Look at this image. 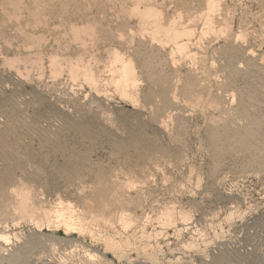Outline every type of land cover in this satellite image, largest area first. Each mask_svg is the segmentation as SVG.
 Returning <instances> with one entry per match:
<instances>
[{"label": "bare ground", "instance_id": "bare-ground-1", "mask_svg": "<svg viewBox=\"0 0 264 264\" xmlns=\"http://www.w3.org/2000/svg\"><path fill=\"white\" fill-rule=\"evenodd\" d=\"M114 1L118 8L114 9L112 5L113 8H109L114 10L106 16L103 14L101 18L91 11L90 5L99 7L104 0H89L86 4L81 0H0V264H17L33 247L54 248L55 240L51 243V239L48 241L44 236L40 237L42 233L37 230L35 232V229L41 228L44 220L53 221L54 226L64 225L67 232L71 229H90L88 231L91 232L93 225L99 223L100 228L106 229L104 231L102 229V233L107 231L104 233L105 244L110 249L120 248L122 242H114L112 234L122 232L124 235V231L118 232L134 227V222L139 221L135 214L136 210L144 206L145 194H149L146 193L148 187L158 180L162 183L172 180L173 190L170 188L172 192L169 191L171 193L169 203L159 209L156 216L157 224L166 230L171 226L175 228L178 220L186 222L193 217L191 212L179 210L175 205L177 196L181 197L178 194L188 191V189L184 191L183 181H180L181 183L173 181V173L178 167L177 162L183 160L174 159L175 156L172 157L170 153L167 154L157 146L148 145L132 131L136 128L137 121L147 120L156 134L165 138L169 122L181 110L192 111L199 105L219 109L221 103L217 100L219 96L216 97L210 90L208 91L210 94L205 95L206 84L203 83H206L207 78L202 68L205 56L201 58L199 54L201 58L199 59L195 54L194 45L203 41L201 38L204 35L206 39V34L209 36L212 33L211 30L215 29L217 21H223L222 16L220 17L222 5L220 0H206L204 4L199 2V5H202L198 8L191 0H169L171 5L174 3L175 14L171 9L172 17H165L163 14L165 11L157 9L155 7L157 4L154 6L152 0ZM132 18L136 19V26L131 24ZM191 22H200L199 26H202L199 27L201 38L199 37L197 42H194L197 39H193L197 27H193L194 30L189 28ZM101 23H106L108 27L102 26ZM225 25L226 23L223 27ZM111 26L116 29L114 32L111 31ZM221 26L218 25L217 28L223 33L225 27ZM213 31H215L213 35L218 34L217 30ZM239 37L237 35V38H234V43ZM136 38L139 40L146 38L149 45L155 44L154 53L159 56V62L164 61L165 65L168 64L170 67V70L165 69L166 76L158 79L150 71L147 78L144 77L142 70L144 66L138 61L136 57L138 54L132 53L134 44L130 42ZM101 45L103 46L101 48L106 47V53H100ZM152 50L151 48L150 51ZM149 53L146 52L147 55ZM100 54L105 55L102 63L99 61ZM223 55L219 54L216 59L220 60L219 69L221 72L224 71L227 81H230L229 71H235L233 67L243 65L248 59L256 60L255 53L250 51L234 53L231 59ZM257 61L258 64H263L261 58ZM182 64L195 75L181 74ZM45 72L48 74L47 77L54 81L62 82L66 77L65 80L69 81L72 90L75 84L83 87L85 85L88 88L87 94L94 96L103 104L105 102L114 104L111 102L114 97L129 101L135 107L134 116L127 120V123L119 122L121 123L119 125H114L110 119L98 115L99 113L86 119L84 116L87 115L89 107L81 99L78 105H67L45 97L41 99L33 92H29V89L26 91L27 84L40 79ZM198 72L203 73H200L204 76L203 79L198 77L200 75ZM196 75L201 84L193 77ZM144 81L147 85L153 82L158 91L149 95L143 90ZM223 87L222 97L225 92L229 94V90H236L233 85L224 84ZM198 88L199 91L191 92ZM141 91L146 92L145 95ZM231 94L234 98V94L232 92ZM229 118L235 129L248 123L245 115L230 114ZM133 125V130H128V127L132 128ZM63 138L72 142L82 140L87 142L86 144L100 138L112 140L118 154L117 159L111 167L105 169L84 164L76 153L75 144L67 149H59L60 140ZM180 156L182 158V155L178 158ZM53 157L61 158L63 164L59 167L48 165ZM36 162L41 167L36 165ZM47 177L50 178L49 187L46 186ZM45 188L49 191L47 189L45 191ZM132 191L136 192V196L132 195ZM200 194L203 198L206 196ZM196 205L192 204V208L195 207L198 211ZM217 205L218 203L199 210L201 213L195 218L196 224L205 229L214 223L218 214ZM21 223L26 224L25 226L33 233L20 242ZM188 224L185 227L184 223L183 229L193 234L196 224L193 225L191 222ZM129 233L132 232H128V235ZM126 241L129 246L130 239L126 238ZM258 244L261 261H264V237H261Z\"/></svg>", "mask_w": 264, "mask_h": 264}, {"label": "rangeland", "instance_id": "rangeland-1", "mask_svg": "<svg viewBox=\"0 0 264 264\" xmlns=\"http://www.w3.org/2000/svg\"><path fill=\"white\" fill-rule=\"evenodd\" d=\"M81 1L85 4L89 2V0H86V2L85 0ZM110 1L115 3V5ZM191 1H194V6L196 5L198 8L206 2V0ZM151 2L154 3V6L157 4L155 6L157 9L160 8L159 10L162 9V12L167 11V13L171 14L164 12L165 17H172L171 9L173 12L174 3L171 5V1L169 0H152ZM199 2L202 4L199 5ZM143 4H145V1ZM112 5L114 9L118 8L114 0H104L99 7H95V5L94 7L90 6L91 11L96 13L97 17L102 18L103 14L106 16L114 10L112 9ZM220 5H222L220 7V17L222 16L221 19L223 18V21H217L215 29H213L217 30L218 36L213 35L215 31L211 30L212 33H208V35L210 34L209 36L206 34V39L204 38L205 35L201 38L200 28L202 26H199V24L201 25L200 22H191L189 28L194 30L193 27H197V31L194 30L195 34L193 35V39L197 40H193L194 42H197L200 38L203 40L199 41V44L197 43L200 47L197 44L194 45V51L198 52L195 51V54L199 56V59L203 56L206 57H204L205 64L203 65L208 70L204 66L202 67L205 69H203V72L205 78H207L206 83H203L204 85L206 84L204 87L205 95H209L208 91L210 90L216 97H222L224 84L233 85L236 90H229V94L225 92L221 99L217 97V100L221 102L219 109H214L213 106L199 105L194 107L192 111L186 112L185 110H181L178 112L171 122H169L168 133H166L167 136L165 137L167 139L157 135L147 120L143 121L141 119L137 121L135 131L133 130L134 125L132 128L128 127V130L136 132V135L140 136L148 145L157 146L167 154L170 153L172 157L175 156L173 157L174 159L183 160L181 161V165V162H177V171L173 173L174 175L172 174L174 177L172 178L174 179L173 181H183L182 186L184 187L185 185L184 191H187V189L188 191L178 194L181 197L177 196L175 205L179 210L184 209L191 212L193 215L191 220L186 222L178 220L175 228L171 226L166 230H163L161 225L157 224L156 216L160 211L159 209H162L169 203L171 199L170 192L173 190L171 186L172 180L165 183L158 180L150 185L152 188L148 187L149 191L147 190L146 193L149 192V194H145L144 201H146L143 206L144 208L141 207L135 212L139 217L137 218L139 221L136 219L138 221L136 222L137 225L134 222V227L137 226L135 227L136 231L134 227H131L129 230H120L121 228H118L120 230L118 233L124 231L126 234L127 232L126 235L124 234L126 237L122 232L120 234L116 233L117 235L111 233L115 240L114 242H122L120 244L121 249L118 247L110 249L105 244L106 241L104 240H106V237L104 233H107V231L102 233V229L104 231L105 228H100L98 226L99 223L93 225L94 228H92L93 230L91 229L92 233L89 232L90 229H71L67 232L64 225L58 226L55 224V226H58L56 228L53 221L47 222L44 220V224L41 225L40 229H35V232L37 230V232L42 233L43 235H40V237L44 236L48 241L51 239V243L54 242L52 240H55L53 243L55 244L54 248L46 246L33 247L17 264H264V261H261L260 248L258 247V242L261 240V237H264V0H220ZM109 7H112L111 10ZM101 14L102 16H100ZM136 23V19L132 18L131 24L136 26ZM225 23L224 28L223 25ZM104 25L108 27L106 23L102 24V26ZM218 25L219 27L222 25L221 28H224L223 33L219 32ZM111 27L113 28V26ZM111 27V31L113 30L114 32L116 29H112ZM198 33L199 36H197ZM237 35L241 38L236 39L238 41L234 43V38H237ZM145 39L140 38V41L139 38H136L135 42H130L132 45L134 44L133 50L135 49V51L132 50V53L138 54L136 57H138V61L145 68H142L145 73H143L144 77L147 78L150 71L158 79L166 76V70H170V67L168 64L165 65L164 61L159 62V56L157 53H154L156 50L155 44H150L151 47L147 39L146 41ZM141 43L144 45H141ZM101 47L103 46L101 45ZM150 47L153 49L152 51H150ZM249 47H251L250 50L246 49ZM200 48L202 49L200 50ZM252 49L256 60H254L255 58L248 59L244 61L243 65L233 67L235 71H229L231 76L230 81H227L226 74L219 69L220 60H217L216 57L219 54H224L228 56L227 58L230 57L229 59H231L234 53H249V51L253 53ZM102 52H107L106 47L100 49V53ZM157 52L161 53L158 50ZM199 54H201V58ZM258 58H261L263 61L262 65L258 64ZM104 60L105 55L99 56L101 63ZM209 65L212 66L210 67ZM184 66L183 64L180 66L181 74L188 75L192 73L195 75L188 70V67ZM45 73L47 74V72ZM45 73L40 79L30 81L25 88L26 91L29 89V92H33L34 95L39 96L41 99L45 97L54 102L66 103L67 105H78L77 103L81 99L89 107L87 108V115L84 116L86 119L95 117L99 113L98 115L110 119L114 125H119L127 123V120H131L134 116L133 111H135V107L129 101L119 100L114 97L111 101L114 104L106 102L103 104L94 96L87 94L88 88L85 85L83 87L75 84L76 88L73 86L75 90H72L69 81L65 80L67 79L66 77L64 78L63 76L62 82L60 80L54 81L49 79L47 77L48 74L46 75ZM200 73L198 72L197 74L199 75ZM201 74L198 77L203 79L204 76ZM193 77L198 80V83L201 82L197 75ZM223 80L226 81L224 82ZM144 83L142 85L143 90L147 91L149 95L152 92L158 91L157 86L153 82L149 85H147L146 81ZM221 86L223 88L220 89ZM199 90V88L193 89L191 92L195 93ZM111 92L112 90L110 89ZM231 92L234 94V98L231 96ZM142 93L145 95L146 92ZM225 95L228 97H224ZM146 98H149V96H146ZM222 110H226V112ZM230 114L245 115L248 118V123L235 129L230 123ZM106 140L101 138L94 139L92 142L86 144L87 142H83L82 140H73L72 142L63 138L60 140L61 143H59L58 147L62 150L75 144L77 146L76 153L82 163L105 169L111 167L118 156L115 152L116 147L113 141ZM177 155H182V158L180 156L179 158L181 159H179ZM35 164L40 166L37 162ZM51 164L54 167H59L63 164V160L59 157H53L48 165ZM47 178L46 186L49 187L51 186L49 183L50 178ZM47 188H45V191ZM197 189L198 191H196ZM47 191L49 190L47 189ZM200 193L206 195L205 199ZM132 195L136 196V192L132 191ZM216 203H218L216 206L218 214L215 222L209 225L210 228L208 226L205 229L201 228L196 224L195 219L201 213L199 210H202L204 207L214 206ZM192 204H197L198 211H196L195 207V209L192 208ZM143 209L145 210L143 211ZM232 212L235 213L233 214ZM229 214L232 215L229 216ZM51 222H53V225ZM188 222L197 225V227L194 225V235L189 233L187 229H183L186 225H189ZM25 225L24 223L19 225V232L23 231L22 233L20 232L22 235H19L20 242L32 236L33 233ZM196 228L202 231H197ZM160 229H162V232ZM128 232H132V236H130V233L128 235ZM148 232L151 234L149 235ZM30 233L31 235H29ZM48 236L52 237L49 238ZM122 238H125L123 239L125 241ZM126 238L131 241L129 246H127Z\"/></svg>", "mask_w": 264, "mask_h": 264}]
</instances>
